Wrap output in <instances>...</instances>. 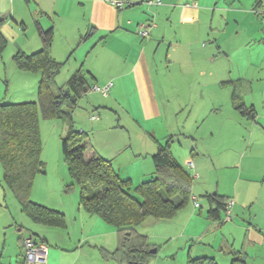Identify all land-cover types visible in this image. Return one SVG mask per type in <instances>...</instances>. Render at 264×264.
<instances>
[{
	"label": "crops",
	"instance_id": "crops-1",
	"mask_svg": "<svg viewBox=\"0 0 264 264\" xmlns=\"http://www.w3.org/2000/svg\"><path fill=\"white\" fill-rule=\"evenodd\" d=\"M111 1L0 0V58L10 51L21 81L16 87L20 94L7 103L37 102L41 76L18 69L14 56L39 51L40 35L49 31L50 56L63 64L51 87L54 95L73 75L87 85L112 82L106 98L89 91L63 110L89 134L93 149L120 178H150L151 157L160 147L191 178L193 174L190 193L197 208L189 200L171 220L148 219L140 224L143 231L136 227L156 250L152 254L166 250L158 257L177 264L203 256L231 264L236 255L244 264H264V28L255 13L259 0H161L154 6L145 0H120L125 4L120 9ZM228 14L251 26L234 30V38L242 32L240 47L228 40ZM148 22L154 27L148 39H141L139 27ZM246 48L250 50L243 57ZM71 59L68 79H60L64 83L58 86L56 78ZM234 102L243 108L236 109ZM82 107L97 113L94 124L78 112ZM118 111L124 125L113 119L119 118ZM45 161L29 198L60 213L62 222H33L5 185L2 170L0 264L20 260L26 236L47 245V264H128L113 256L120 240L116 229L81 207L80 187L68 174L61 152ZM212 196L218 202L234 200L232 221H223L220 203V219L212 218ZM150 227L160 235L159 245L150 241Z\"/></svg>",
	"mask_w": 264,
	"mask_h": 264
},
{
	"label": "trees",
	"instance_id": "trees-1",
	"mask_svg": "<svg viewBox=\"0 0 264 264\" xmlns=\"http://www.w3.org/2000/svg\"><path fill=\"white\" fill-rule=\"evenodd\" d=\"M40 36L42 48L39 51L30 55L17 53L14 56L18 69L40 74L37 102L0 103V164L3 181L17 198L22 211L33 222L60 224V213L33 203L29 194L34 177L44 172L39 118L67 119L68 129L60 140V152L70 177L80 187L81 207L88 215L99 217L116 229L120 240L113 256L118 262L147 264L154 255L150 253L153 246L146 237L136 232V227L148 219L171 220L188 204L192 178L166 147H160L151 157L154 173L150 178L135 188L131 187L130 180L120 178L110 162L98 156L87 135L75 127L69 112L63 110V106L75 105L64 94L65 91L76 100L86 95L92 85H87L81 76L73 75L66 82L65 89L61 88L54 95L51 87L63 64L50 56V32L41 33ZM3 46L0 39V49ZM233 105L238 110L243 108L239 102ZM216 199V196L208 197L215 203L210 215L213 219H220L219 203L224 213L229 199L223 202ZM186 264L216 263L213 258L203 256L188 258ZM231 264L244 262L236 255Z\"/></svg>",
	"mask_w": 264,
	"mask_h": 264
},
{
	"label": "rangeland",
	"instance_id": "rangeland-1",
	"mask_svg": "<svg viewBox=\"0 0 264 264\" xmlns=\"http://www.w3.org/2000/svg\"><path fill=\"white\" fill-rule=\"evenodd\" d=\"M228 18V27L226 33L229 34V38L228 40L230 41V45L232 47H240L241 46V33L240 36L237 38L233 37V33L234 30L235 31H240L243 28H247V29H251V26L249 25V22L243 21V17L239 16V15H229L227 16ZM236 23H238L239 25H237ZM225 25V23H223ZM247 50L249 51L250 48H246V51L243 50L245 52V54H241L243 57H247ZM10 51H6L4 52V55L2 58H0V103L1 100L4 98L3 101H8V99H11V97L19 95L20 93L17 92L16 87L18 86V84L21 82L17 73H16V67L15 65L12 63H10ZM3 59V62H2ZM73 59V58H72ZM72 59L69 61V63L63 67L60 75L56 78V84L58 86L63 85L64 81L66 82L67 78V74H68V68L70 66V64L72 63ZM8 62V63H7ZM3 63L6 65L4 66ZM64 79V81L62 82L61 80ZM10 81V84H8L7 82ZM5 96H7L6 100H5ZM81 104V101H80ZM84 106V105H83ZM81 107V105H80ZM80 112L83 117L85 116V121L88 122L89 124H94V121H89V116L90 115H95L97 116V113L93 112V113H89V111H87L86 107H82V109L80 108ZM119 113V118L118 117H113L114 121L116 123H120V125H124L125 123V118L123 117V115L118 111ZM96 121V120H95ZM40 122V126H39V132H40V142H41V155H42V160L43 162L46 164V157L48 159H52L54 158V156H58L59 152H60V139L63 138L65 136V133L68 129V121L67 119H43L40 117L39 119ZM75 125V123H74ZM76 128H78V126L75 125ZM79 130V128H78ZM202 133V132H201ZM89 135V134H87ZM88 139L90 138V136H87ZM90 140V139H89ZM52 168V165H50L48 167L49 169V173L50 170ZM52 174V173H51ZM69 174V173H68ZM2 175V169L0 166V177ZM134 175V174H133ZM56 177V176H55ZM46 178H50V175L48 174ZM44 177V179H46ZM192 178H193V174H192ZM196 179H193V181ZM131 183V187L135 188L136 186H138L141 183L140 179H136V177L134 176V180H130ZM65 194V193H64ZM72 192L70 191L69 193H67L68 197L72 196ZM30 222V221H29ZM31 223V222H30ZM145 229V227H143L142 225H139L137 227V231H143ZM147 229V235H152L150 238V241H152L153 243L159 245L158 243H160L158 240H156L160 235L157 234V232L153 229V228H146ZM162 242V241H161ZM167 253V251H161L159 254H154L153 255V259L150 260V264H177V261L172 260L171 258H166L165 256L162 257H158L162 254ZM155 258V259H154ZM159 258V259H158Z\"/></svg>",
	"mask_w": 264,
	"mask_h": 264
},
{
	"label": "built area",
	"instance_id": "built-area-1",
	"mask_svg": "<svg viewBox=\"0 0 264 264\" xmlns=\"http://www.w3.org/2000/svg\"><path fill=\"white\" fill-rule=\"evenodd\" d=\"M110 3L112 6L118 9L125 6V4L121 2L120 0H112ZM145 3L148 6L160 5L161 0H145ZM255 13L259 19L260 24L264 28V0H259ZM153 27H154V24L152 22H148L146 24L141 25L137 33L138 36L141 39H148L150 35V30ZM111 87H112V82H108L104 86L93 84L91 86L90 92L97 93L101 95L103 98H106L109 95ZM97 119L98 117L95 115H91L89 117L90 121H95ZM186 166L189 170H193L194 168L193 163L191 161H187ZM190 201L193 203V206L195 208L199 206L194 196L190 197ZM233 205H234V200L232 199H229L226 202V205L224 208V218H223L224 222L232 221L231 210H232ZM47 257H48L47 245L32 236H26V237H23L21 241L20 260L17 261L15 264H47Z\"/></svg>",
	"mask_w": 264,
	"mask_h": 264
},
{
	"label": "water",
	"instance_id": "water-1",
	"mask_svg": "<svg viewBox=\"0 0 264 264\" xmlns=\"http://www.w3.org/2000/svg\"><path fill=\"white\" fill-rule=\"evenodd\" d=\"M64 94H65L66 96H69V99H70L71 102H75V99H74L73 97L70 96V94H69L68 91H65ZM155 252H156V250H155L154 248L150 250V253H155Z\"/></svg>",
	"mask_w": 264,
	"mask_h": 264
}]
</instances>
